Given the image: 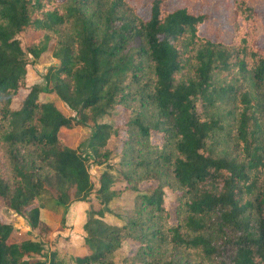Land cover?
<instances>
[{
	"label": "trees",
	"instance_id": "obj_1",
	"mask_svg": "<svg viewBox=\"0 0 264 264\" xmlns=\"http://www.w3.org/2000/svg\"><path fill=\"white\" fill-rule=\"evenodd\" d=\"M170 2L152 0L145 18L128 0H0V199L36 233L12 241L0 219V264H115L125 241L136 247L122 264H264L259 11L233 0L223 42L201 34L208 13ZM49 52L46 88L72 115L27 86L28 67ZM119 107L122 126L100 122ZM78 128L87 151L62 137ZM91 166L105 168L97 183ZM117 184L136 193L126 216L112 208ZM75 203L87 206L82 256L57 248L41 218L49 208L64 225Z\"/></svg>",
	"mask_w": 264,
	"mask_h": 264
},
{
	"label": "rangeland",
	"instance_id": "obj_2",
	"mask_svg": "<svg viewBox=\"0 0 264 264\" xmlns=\"http://www.w3.org/2000/svg\"><path fill=\"white\" fill-rule=\"evenodd\" d=\"M34 1V0H32ZM131 5L137 10V12L147 18L149 16V10L152 0H128ZM250 3L257 8L259 11V25L258 35L260 43L264 48V0H250ZM183 5H188L194 10H201L210 15L208 21L201 26L200 32L202 35L212 39V40H221L227 42L232 37V13H233V0H172L167 6L166 9L172 10ZM246 31V26L243 23L241 25V32L244 34ZM38 33H26L23 34V40L26 43H31L32 40L37 38ZM52 50V48H51ZM54 61L51 58V53L44 55L39 61L31 64L28 67V76L27 77V86L40 85L43 87V92L40 95L42 101L54 102L58 107L63 110L66 115H72L73 113L65 106H63L58 97L54 92H51L46 88V82L44 75L47 73L48 69ZM28 91H21L18 99H22ZM117 118L109 119L107 117L102 118L100 122H108L113 124L123 125L125 122V111L123 108L119 107L117 109ZM124 132L121 136L124 137ZM62 137H64L67 143L73 147H79L85 145L81 148L82 150L87 151V139L88 135L81 131L79 128L74 130H63ZM154 143H160L161 135L154 133L152 138ZM122 141H111L110 148L113 150L112 159L110 164L116 166L119 162L118 153L121 149ZM105 170L104 167H93L90 168L91 177L94 183H97V180L100 174ZM117 188L123 190L121 198L117 199L112 208L115 212L121 216H126L130 213L134 198L136 193L130 189H127L125 184H117ZM156 187V183H144L140 185V190L146 194H150ZM173 197H170V200ZM93 202L96 203L95 198H92ZM86 205L84 203H75L67 211L65 217V224H61V214L56 213L49 208L41 210V218L46 221L49 226L53 229V233L56 236H59L57 243V248L68 252L74 255L83 253V240H84V231L81 228L84 217ZM0 219L14 226V234L12 236V241H21L28 238H34V230L29 227L28 221L22 217L17 216L15 213L8 210L3 200L0 199ZM112 222H115V219H112ZM136 244L131 241H125L122 244L121 248L116 252L114 262L115 264H122L124 257L132 254L135 250ZM47 250V249H46Z\"/></svg>",
	"mask_w": 264,
	"mask_h": 264
},
{
	"label": "crops",
	"instance_id": "obj_3",
	"mask_svg": "<svg viewBox=\"0 0 264 264\" xmlns=\"http://www.w3.org/2000/svg\"><path fill=\"white\" fill-rule=\"evenodd\" d=\"M34 235H36L35 232H34ZM83 241H84V240H83ZM124 243H125V242H124ZM124 243H123V244H124ZM83 244H84V242H83ZM83 250H84L83 253L81 252L80 254H77V255H81V256H82V255H85V254H86V249L83 248ZM70 254H71V253H70ZM73 255H74V254H73ZM115 255H116V253H115Z\"/></svg>",
	"mask_w": 264,
	"mask_h": 264
}]
</instances>
